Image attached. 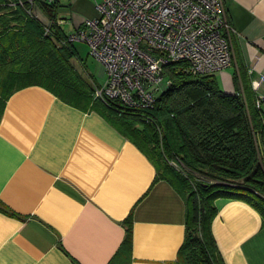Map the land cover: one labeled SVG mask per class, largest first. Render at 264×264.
Listing matches in <instances>:
<instances>
[{
	"label": "crops",
	"instance_id": "1",
	"mask_svg": "<svg viewBox=\"0 0 264 264\" xmlns=\"http://www.w3.org/2000/svg\"><path fill=\"white\" fill-rule=\"evenodd\" d=\"M223 1L234 62L215 73L218 84L253 90L264 72V0ZM56 11L68 19L66 34L98 15L94 0H56ZM84 45L73 43L72 63L100 83ZM0 203V264H182L187 201L159 176L156 158L112 113L81 109L43 86L15 90L0 114ZM216 205L222 264H264L260 213L238 199Z\"/></svg>",
	"mask_w": 264,
	"mask_h": 264
},
{
	"label": "trees",
	"instance_id": "2",
	"mask_svg": "<svg viewBox=\"0 0 264 264\" xmlns=\"http://www.w3.org/2000/svg\"><path fill=\"white\" fill-rule=\"evenodd\" d=\"M31 5L28 0H0V114L10 95L27 85L43 86L84 110L112 113L137 146L163 163L159 176L185 196L180 262L222 264L212 227L218 198L246 201L264 224V110L254 90L226 92L214 74L195 75L172 64L167 67L171 85L149 107L95 98L97 82L72 63L73 43L62 44L68 34L55 21L56 0H34L38 11L45 12L41 19L28 13ZM48 21L51 34H45ZM18 76H28V81L11 87Z\"/></svg>",
	"mask_w": 264,
	"mask_h": 264
},
{
	"label": "built area",
	"instance_id": "3",
	"mask_svg": "<svg viewBox=\"0 0 264 264\" xmlns=\"http://www.w3.org/2000/svg\"><path fill=\"white\" fill-rule=\"evenodd\" d=\"M28 2V13L41 19L34 0ZM95 7L98 15L87 18L62 42H85L89 55L103 66L105 79L95 84V98L149 107L172 83L169 65L206 75L234 62L228 35L233 27L223 0H98ZM55 21L62 26L68 19ZM44 26L45 34H51V21ZM263 83L264 72L252 81L260 105Z\"/></svg>",
	"mask_w": 264,
	"mask_h": 264
},
{
	"label": "rangeland",
	"instance_id": "4",
	"mask_svg": "<svg viewBox=\"0 0 264 264\" xmlns=\"http://www.w3.org/2000/svg\"><path fill=\"white\" fill-rule=\"evenodd\" d=\"M96 1H98V0H94V2H96ZM41 11L43 12L42 14L44 16V13L45 12L42 9H41ZM65 27L67 28L68 26L66 25ZM84 47H86V49L84 50V55L83 56L86 57L88 70L90 72H92V73H95L97 75L98 80H101L100 82H103L104 79H105V70H104V68L99 65V62H98V60L96 58H94V57H92L91 55L88 54V52H89V46H88V44H87V46L84 45ZM1 73L2 72L0 71V74ZM215 77H216V75H215ZM27 81H28V76L27 77L18 76L16 79H14V80H12L10 82V86L11 87H16V86H19V85L27 82ZM158 161H159V159H158ZM158 165H159V168L161 170L160 173H162V171L164 169V165H163V163L161 164L160 161H159V164ZM199 179H203L204 181H210V180H207L206 178H199Z\"/></svg>",
	"mask_w": 264,
	"mask_h": 264
}]
</instances>
